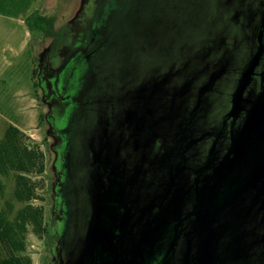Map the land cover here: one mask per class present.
Returning <instances> with one entry per match:
<instances>
[{
	"label": "flooded vegetation",
	"instance_id": "1",
	"mask_svg": "<svg viewBox=\"0 0 264 264\" xmlns=\"http://www.w3.org/2000/svg\"><path fill=\"white\" fill-rule=\"evenodd\" d=\"M237 2L244 10L233 5L219 39L208 43L203 71L151 96L153 66L133 67L128 74L141 80L129 86L126 102L113 103V123L101 116L98 133L85 132L84 264L120 263L125 254L126 264H264V0ZM71 49L59 68L44 67L48 89L72 56L94 54L84 37ZM177 71L163 81H176ZM107 97L84 108L100 112L112 102ZM62 202L54 218L58 224L66 215L65 229L59 234L55 226L53 249L65 264L62 244L73 224Z\"/></svg>",
	"mask_w": 264,
	"mask_h": 264
},
{
	"label": "rangeland",
	"instance_id": "2",
	"mask_svg": "<svg viewBox=\"0 0 264 264\" xmlns=\"http://www.w3.org/2000/svg\"><path fill=\"white\" fill-rule=\"evenodd\" d=\"M239 4L237 0L233 3L229 0H24V4L14 1L5 4L3 10L11 15L24 10L26 19L38 13L52 21L49 29L52 34L44 36L39 31H31L26 19L24 25L22 20L0 17V26H25L30 38L25 57L0 73L3 88L0 90V141L12 126L23 125L20 130L24 134L23 146L38 149L44 155V167L40 169L43 173L29 176L36 189L35 200L28 205L16 200V174L0 172V216L6 224H13L24 208L36 216L26 227L24 252L19 254L28 264H60L59 252L52 251L57 234L52 237L44 234L47 223L57 224L50 217L57 215L54 185L59 178L58 144L66 139L61 164L65 183L61 190L70 208V224H73L66 243L62 244V256L65 264H84L86 256L81 252L85 253L89 237L88 234L87 238H82L88 215L85 132L95 128L101 116L105 122L113 123L111 118L116 110L113 103L120 98L126 102L129 96L125 92L129 86L141 80L142 74H128L133 67L153 66V75L149 78L154 79L151 96L161 86H176L185 77L203 71L212 56L208 43L219 39L226 27L224 19L228 20L233 5L244 10ZM151 26L153 32L149 35ZM76 37L80 42L83 37L84 41L90 40L94 54L88 58L80 53L72 56L73 61L59 71L55 89H48L43 80L44 67L50 61L59 68L64 53L67 49L71 52ZM177 70L181 74L176 81H163V74L178 73ZM122 86L126 88L124 92L115 94ZM27 88L25 98L22 93H15ZM107 95L106 101L112 102H106L100 112L84 108L87 101L97 102ZM40 115L45 118L42 122ZM182 193L183 190L177 192L175 198L180 199ZM95 196L93 205L97 210L100 203ZM62 218L64 220L56 225L59 234H63L67 217ZM90 224L94 227V222Z\"/></svg>",
	"mask_w": 264,
	"mask_h": 264
},
{
	"label": "trees",
	"instance_id": "3",
	"mask_svg": "<svg viewBox=\"0 0 264 264\" xmlns=\"http://www.w3.org/2000/svg\"><path fill=\"white\" fill-rule=\"evenodd\" d=\"M27 26L31 31H39L44 36L52 34L49 29L52 27L50 18L33 13L26 19ZM37 86V83L34 84ZM42 122L45 118L39 116ZM24 134L16 127H11L3 141H0V172L9 174L13 172L16 184V200L19 203L29 204L35 200V187L31 184L29 176L43 173L44 155L38 149H29L23 146ZM41 167V168H40ZM35 217L26 208L20 210L13 224H6L0 216V264H28L19 254L24 252V234L26 227ZM52 222L56 218L50 217ZM57 223V222H56ZM56 226V225H55ZM55 226L46 224L45 237L56 235ZM57 241L59 240L56 235ZM57 241L52 246L56 245ZM52 248V250H53Z\"/></svg>",
	"mask_w": 264,
	"mask_h": 264
},
{
	"label": "crops",
	"instance_id": "4",
	"mask_svg": "<svg viewBox=\"0 0 264 264\" xmlns=\"http://www.w3.org/2000/svg\"><path fill=\"white\" fill-rule=\"evenodd\" d=\"M11 1L24 4V0H0V17L2 19H19L22 20L20 22L25 25L26 16L24 14V10L22 12L17 11L16 13H12V15L8 11L3 10L5 4H8ZM20 33L22 36L19 38L17 36L21 35ZM29 40V29H26L25 26H0V73L1 70L5 68H11L15 66L17 64L16 60H19L20 57H25ZM7 71L8 69H6V72ZM1 82L2 81L0 78V83ZM1 89L3 88L0 86V90ZM28 89L29 88L15 91V93H22L23 97L25 98ZM20 126L16 128L22 130L23 125Z\"/></svg>",
	"mask_w": 264,
	"mask_h": 264
},
{
	"label": "water",
	"instance_id": "5",
	"mask_svg": "<svg viewBox=\"0 0 264 264\" xmlns=\"http://www.w3.org/2000/svg\"><path fill=\"white\" fill-rule=\"evenodd\" d=\"M52 117H50V121H51V124H52V127L54 128L55 127V124H54V122H52ZM156 124V123H155ZM156 129V128H155ZM54 130H55V128H54ZM56 132H57V130H56ZM58 132H60V130H58ZM64 138V137H63ZM65 138L63 139V142H61V143H59L58 144V147L57 148H59V150H58V166H57V170H58V173H59V178H58V182L54 185V191H55V202L58 204V205H61V202L64 200V197H63V193H61V191H59V189L60 188H62V186L64 185V183H65V180H64V175H63V170H62V161H63V158H64V152L63 151H65V145H66V142H65ZM62 183V185L60 186L59 185V183ZM173 187H175V185L173 186ZM61 190V189H60ZM157 190L154 192L155 194H154V198H158L157 197ZM176 193V191H174V193L172 194V195H174ZM62 203H64V202H62ZM158 217H161V216H159V215H156L155 216V218H158ZM97 233V231H95V234ZM53 251H55L54 249H53ZM131 256V254H125V257H126V259H125V261L123 260H121V262L120 263H118L117 261H116V259L114 260V262L112 263V264H126V260L127 259H129V257ZM123 258V257H122ZM60 264H62V262H60ZM128 264H130V262L128 263Z\"/></svg>",
	"mask_w": 264,
	"mask_h": 264
}]
</instances>
